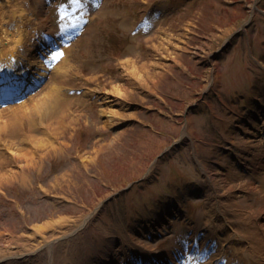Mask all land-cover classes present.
I'll return each instance as SVG.
<instances>
[{
	"label": "rangeland",
	"instance_id": "rangeland-1",
	"mask_svg": "<svg viewBox=\"0 0 264 264\" xmlns=\"http://www.w3.org/2000/svg\"><path fill=\"white\" fill-rule=\"evenodd\" d=\"M111 1L112 5L110 0L106 5L110 13L113 8H129L131 3L140 4L146 9L147 4L159 0ZM170 1L178 6L176 0ZM114 3L116 7H113ZM255 3L256 0H191L189 4H183L184 8L160 26L159 31L151 38L137 40L136 46L139 50H135V53L133 49L123 52L115 40L116 37L124 38L123 34H126L116 25L118 17L104 9L98 13L97 25L91 28V35H88L85 41H89L90 46L95 48L87 53H98L93 59L101 60L104 68L93 72L82 69L83 76L91 77L89 81L109 90L113 85L109 80L110 76L118 77L114 83H126L121 62L132 58L138 64L159 61L166 66V75L161 80L157 77L159 84L152 93L135 80L127 84L131 87V93L126 105L122 104V112L133 116L118 122L121 124L130 121L133 124L117 132H113L110 125H103L106 117L101 116L95 104L90 107L79 104L72 106L70 117L65 119L66 124L73 121L72 127L68 129L65 138H62L69 145L65 154L51 156L40 163L32 185L7 184L0 188V241L6 240L7 248L13 246L9 251H16L15 256L21 257L25 254L22 252L26 251V246L39 242V238L30 239L32 227L36 224L32 223L31 219L36 218L38 213L34 211L40 206V200L31 201L33 197H44L47 194L59 197H55V209L59 213L53 214L52 217L68 215L69 225L49 230L46 235L53 232L61 235L81 225L88 213L95 210L103 200L126 189L131 182L138 181L134 185L136 186L146 175L145 178L149 180L145 185L134 187L127 194H121L115 202L112 200L106 204L103 207H106L105 210H101L102 212L100 211L80 234L57 243L56 264H66L65 255L74 263L81 257L83 260L90 259L99 249L110 244V232L119 233V213L137 210L142 204L150 202L152 194L159 197L168 191L167 189L175 192L180 188V184L189 181H198L205 187L207 181L204 180L202 166L213 174V182L215 181L218 188L225 193L219 208L231 214L228 221L244 224L247 218L246 222L249 223H246L244 235L247 238L254 236L253 247L257 248L258 254L264 255L262 189L254 190V185L248 181L250 178L242 179L236 176L229 167L230 153L243 151L248 146L259 151L262 149L261 142L250 144L236 128L240 127L243 132L248 133L240 119V116L245 117L248 114L244 110L248 104L247 99H252L255 95L264 103V15L258 11H264V0L256 3L258 10L251 20ZM11 5L13 11L17 10L15 5H18V2ZM166 36L170 37V41L166 40L164 43L165 53L176 56L180 64L170 65L164 56L161 57L162 55L152 48L153 44H159L161 38ZM135 41L136 39L134 44ZM228 42L230 45L214 67H211L213 54ZM206 46L210 52L201 59L195 53ZM182 47L185 50H180ZM80 51L84 52V48ZM109 56L114 59L111 60L112 57ZM150 69L159 71L152 66ZM69 83H78V80L71 77ZM243 94L246 95L245 98ZM185 111L191 112L187 122L184 119ZM79 113L84 114L81 123H78ZM97 130L107 134L99 143L93 144L91 138ZM82 132H86V136ZM178 141L181 142L171 148V153L168 150L162 155ZM104 142V150L94 154V150L99 149ZM81 147H90L91 150L86 153L87 150H80ZM79 153L91 155V163L87 166L82 164L81 159L76 158ZM8 157L5 169L18 170L19 161L10 155ZM73 157L74 162L71 159ZM79 160L80 163L77 164ZM63 167L69 169L70 188L67 187L69 183L56 182L57 176L63 173ZM29 175L32 174L29 172ZM138 189L142 192L139 193ZM210 189L208 183L205 200L200 199L187 208L192 221L196 222L200 218L207 224L212 223L207 216L210 215L209 209L214 208L215 193ZM51 206L52 203L49 208ZM44 217L40 216L38 219ZM251 218L257 221H251ZM257 224L262 230L256 232L253 228ZM10 236L14 238L13 241ZM82 248L88 251L87 255L81 256ZM36 255L37 258L33 259L38 264L49 263V254L44 247ZM9 258L14 257L8 256L1 264L10 263Z\"/></svg>",
	"mask_w": 264,
	"mask_h": 264
},
{
	"label": "bare ground",
	"instance_id": "bare-ground-1",
	"mask_svg": "<svg viewBox=\"0 0 264 264\" xmlns=\"http://www.w3.org/2000/svg\"><path fill=\"white\" fill-rule=\"evenodd\" d=\"M166 40L170 41V37H162L161 42L159 44H153L152 48L155 49L160 56L162 55L161 57L164 56L163 58L167 62H170V65L174 66L175 64H180L181 62H179V59L176 56H172L168 54V52L165 53L164 43ZM183 49L185 50L184 47L180 50ZM207 49V46L206 48H201L200 50H197L195 54L202 59L210 52L207 51ZM3 50L4 48L0 50V57L3 56L1 57V60H4L5 58L9 59L14 56L18 57L20 55L19 51L16 53V51L12 50L10 54L6 56L3 55ZM121 64L123 65V75L126 78V83H112L113 85L109 90H106L105 88H97V86L94 85L92 87L90 85L89 87L91 90H94V93L101 97L103 108L100 110V113L107 118L105 124H108L111 127H115L118 121L123 120V118L133 116V114L125 115L124 112H122V103L126 105V100L131 93V87L127 85L128 83L135 80L138 84L140 83L139 85L141 87L147 88L152 93L155 91V86L157 87L159 84V79H157V77L159 76L161 80L166 75V72L164 71L166 66L159 61H148L146 64H138V62L132 58L121 62ZM150 66L159 71L155 72L151 70ZM70 71L71 70L63 71L59 78H55L48 82L38 95L32 97L26 103L0 111V144L5 149L3 152H6V154L2 152L0 155V163L6 160V155L8 154L11 155L14 160L19 161L18 170L0 171V188L7 184L27 185V183L30 182V177L28 175L29 172H31V174L36 173L40 168V163H43L44 160L51 156L62 155L66 149L69 148L67 141L65 139L62 140V138H65L69 131L68 129L72 127L73 121L66 124L65 119L70 117V114L67 112L68 104L72 103L74 100L63 105L65 99L59 97L57 88L68 87L66 86V81ZM57 111L58 115L55 116ZM82 117H84V115H82ZM36 118L41 122L40 127L39 125H35V122H37ZM25 124L29 128V132L26 130ZM39 128L42 132L37 135L35 134V131L36 129L39 130ZM255 128V130L259 129L257 124H255ZM7 133L9 134L8 137L5 136ZM251 133L253 136L249 141L253 142V138L257 137L258 133L257 131ZM116 137H118V134ZM105 146L106 143L104 142L100 145V148L97 150L95 149L93 153L99 154L104 150ZM79 156L81 158V163L86 166L89 165L93 159L91 155L80 154ZM67 172L69 171H64L61 173L62 175L60 174L57 176L56 182L61 184L69 183L67 187L70 188L71 176L70 172ZM204 172L206 173V178L210 182V190L215 193L213 205L214 209L218 212L216 215L224 224L223 226L225 228L224 232L226 237L223 239L222 248H224L229 254H234L235 260H238L240 264H264V255L258 254L257 248L253 247L252 242L244 238L243 230L240 226L236 227L235 224H230L228 222L229 216L217 209L220 206L221 199L225 197V193L218 188L215 181L213 182V174L209 173L206 169H204ZM42 189L46 190L45 188ZM67 218L68 215L62 214L56 218L47 219L43 223H36L33 225L30 239L36 240L39 238V242H34L31 246H26V251H23L22 253L34 255L44 247L49 251L50 264H55L56 242L63 237L69 236L73 231L71 230L62 235H57L55 232L46 235V232L57 227L62 228L69 225ZM84 226V222L79 225L78 232L83 229ZM10 238L13 241L14 238L12 236H10ZM229 240L233 243L231 245L225 244ZM7 245L8 242L6 240L0 241V264L1 261L6 260L8 256L12 257L17 255L16 251H9V248L13 246L11 245L7 248ZM64 258L67 259V261H70L66 255Z\"/></svg>",
	"mask_w": 264,
	"mask_h": 264
},
{
	"label": "snow or ice",
	"instance_id": "snow-or-ice-1",
	"mask_svg": "<svg viewBox=\"0 0 264 264\" xmlns=\"http://www.w3.org/2000/svg\"><path fill=\"white\" fill-rule=\"evenodd\" d=\"M73 3L76 4L77 7H83L84 5L81 3V0H73ZM63 39H65L64 37H61V41L63 42ZM64 52L61 48H56L55 50H50V52L48 53V55L51 56V58L53 60L59 61L63 56H64ZM46 58V57H45ZM0 83H3L2 81H0ZM7 85H4V89L6 90ZM193 251H198V249H193ZM183 255L186 256L187 259H191L192 255L190 253H183Z\"/></svg>",
	"mask_w": 264,
	"mask_h": 264
}]
</instances>
